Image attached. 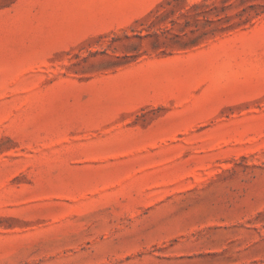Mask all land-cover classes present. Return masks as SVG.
I'll return each mask as SVG.
<instances>
[{"label":"rangeland","instance_id":"rangeland-1","mask_svg":"<svg viewBox=\"0 0 264 264\" xmlns=\"http://www.w3.org/2000/svg\"><path fill=\"white\" fill-rule=\"evenodd\" d=\"M0 264H264V0H0Z\"/></svg>","mask_w":264,"mask_h":264},{"label":"trees","instance_id":"trees-1","mask_svg":"<svg viewBox=\"0 0 264 264\" xmlns=\"http://www.w3.org/2000/svg\"><path fill=\"white\" fill-rule=\"evenodd\" d=\"M192 44H194V43H197V41H198V39L197 38H194V39H192Z\"/></svg>","mask_w":264,"mask_h":264}]
</instances>
